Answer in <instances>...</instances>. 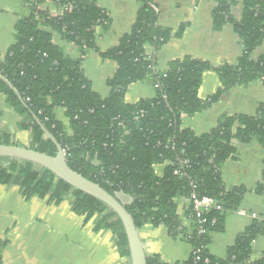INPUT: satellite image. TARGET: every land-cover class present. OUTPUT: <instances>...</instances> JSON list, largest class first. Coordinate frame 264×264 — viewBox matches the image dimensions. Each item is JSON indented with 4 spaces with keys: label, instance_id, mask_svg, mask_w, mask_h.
Returning <instances> with one entry per match:
<instances>
[{
    "label": "trees",
    "instance_id": "1",
    "mask_svg": "<svg viewBox=\"0 0 264 264\" xmlns=\"http://www.w3.org/2000/svg\"><path fill=\"white\" fill-rule=\"evenodd\" d=\"M49 1L61 9L56 17H51L46 8ZM212 1L213 29L231 25L239 37L242 51L234 64L214 67L187 56L169 62L165 71L157 70L146 48L159 51L171 38H181L186 25L175 33L160 26L153 0H139L130 32L105 51L96 47L94 28L109 30L110 20L98 0H22L27 15L15 26L14 44L4 57L0 56V94L19 116V129L30 132L26 148L56 155L55 145L45 137L39 122L63 149L71 170L111 196L118 199L121 194L129 199L123 206L138 231L145 226H164L171 238L187 242L192 250L207 247L214 234L223 232L225 217L241 205L247 193L244 187L226 189L222 182L223 165L237 153L234 142H255L264 149V106L254 117L223 114L206 134L197 135L183 127L184 117L207 110L234 88L264 82V54L254 57L264 44V0ZM238 4L241 15L236 19L233 9ZM50 31L76 45L81 57L73 60L65 55L53 43ZM89 50L117 66L106 81V97L92 90L81 68ZM207 72L217 73L220 88L201 100L198 91ZM135 83L150 84L153 98L126 103L125 95ZM58 109L64 110L67 125L56 119ZM0 145L18 147L2 127ZM163 163L169 165L157 177L154 167ZM0 185L16 186L26 200L47 199L55 205L68 202L71 211L82 216L85 223L94 220L95 232H110L125 260L123 264H130L122 222L101 201L74 189L50 171L18 159L0 158ZM193 192L221 206V210L212 209L201 217L205 219L204 234L197 230L199 218L190 203L184 209L189 228L182 225L178 214L179 200L189 199ZM255 192L264 197V172ZM263 236L264 222L253 220L227 249L225 259L211 256L206 248L195 264H204L206 256L211 264H264V252L260 259L251 260L252 244ZM5 244L0 240V264ZM146 263L166 264L155 255L147 256ZM175 264L194 262L188 256Z\"/></svg>",
    "mask_w": 264,
    "mask_h": 264
},
{
    "label": "crops",
    "instance_id": "2",
    "mask_svg": "<svg viewBox=\"0 0 264 264\" xmlns=\"http://www.w3.org/2000/svg\"><path fill=\"white\" fill-rule=\"evenodd\" d=\"M159 10L158 24L169 28L173 33L181 25H186L181 38H171L159 51L146 48V55L159 71L167 70L169 62L183 57L198 58L214 67L234 64L242 48L237 34L231 25L223 26L219 31L213 29L212 12L215 4L212 0H153ZM100 8L105 10L110 20L109 30L94 28L96 47L105 51L118 45L119 40L128 34L140 7L139 0H98ZM46 8L56 13L55 4L48 3ZM27 15L22 0H0V56L4 57L15 41V26ZM241 15V4L233 9V16ZM51 32V31H50ZM52 41L62 48L65 55L73 60L81 57L76 45L67 43L60 34L51 32ZM264 54V44L254 53V57ZM81 68L91 82L92 90L103 97L109 94L106 81L111 78L117 66L113 61L103 60L93 50L83 56ZM220 88L216 72L203 75L198 91L201 100L215 94ZM154 88L148 83L132 84L125 102L134 104L140 100L151 99ZM264 106V82L255 81L246 87H237L227 96L192 117L183 118V127L197 135L210 132L217 119L227 114L254 117ZM58 121L67 125L64 110L55 111ZM19 116L7 107L5 98L0 94V127L11 136V142L26 148L30 141V132L19 129ZM237 153L225 162L221 169L222 182L226 189L244 187L247 190L241 205L225 217L222 233L214 234L208 245L211 256L225 259L227 249L236 238L253 222V215L264 211V197L255 192L264 172V149L255 142L241 144L234 142ZM168 163L156 165L154 172L161 177ZM122 204L129 199L118 195ZM188 199L178 202V214L182 225L189 228L190 221L184 216ZM146 256H158L166 264L185 261L190 245L169 236L164 226L151 228L145 226L138 231ZM0 240L6 242L2 253V264H123L117 251L113 236L108 231H94V220L85 223L82 216L74 214L68 202L59 205L49 203L47 199H24L16 186L0 185ZM264 252V236L252 244L251 260L261 258Z\"/></svg>",
    "mask_w": 264,
    "mask_h": 264
},
{
    "label": "water",
    "instance_id": "3",
    "mask_svg": "<svg viewBox=\"0 0 264 264\" xmlns=\"http://www.w3.org/2000/svg\"><path fill=\"white\" fill-rule=\"evenodd\" d=\"M37 123L45 137L55 145L57 150L55 156H48L24 147L0 145V158L18 159L44 168L74 189L89 195L108 206L114 213H116L122 222L128 243L130 264H147V256L143 249L139 232L135 227L131 215L125 210L123 204L120 203L117 198L108 194L99 185L85 179L71 170L66 163L65 152L63 149L46 131V129L39 122Z\"/></svg>",
    "mask_w": 264,
    "mask_h": 264
},
{
    "label": "built area",
    "instance_id": "4",
    "mask_svg": "<svg viewBox=\"0 0 264 264\" xmlns=\"http://www.w3.org/2000/svg\"><path fill=\"white\" fill-rule=\"evenodd\" d=\"M48 3H53L52 1H49ZM47 3V4H48ZM55 4L56 8H58V11L56 13H51L49 11V14L51 17H56L58 14L61 13V9L57 6L56 3H53ZM180 164H186L185 161H181ZM175 175H178L179 172L176 171L174 173ZM192 188L195 189V186L192 185ZM189 203L192 205V208L194 210V212L196 213V216L199 218V220L197 221V226H198V232L200 234H204L206 233V230L203 229L202 227V224L205 223V219L201 218L203 217V215L207 214L210 212V210L212 209H215V210H221V206L215 201L213 200L212 198H209V197H198L196 195L195 192H193V194L191 195V197L188 199ZM254 220H259V221H262L264 222V211L261 215H253L252 216ZM208 250V246L207 247H200L196 250H192L190 248V252H189V255L188 256H191L192 257V260L195 264V262L199 261L200 260V254H203V251L204 250ZM203 263L204 264H211V260L206 256L202 259ZM174 264V263H173Z\"/></svg>",
    "mask_w": 264,
    "mask_h": 264
}]
</instances>
